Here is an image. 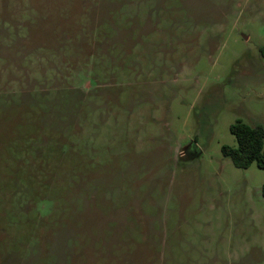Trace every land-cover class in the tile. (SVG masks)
<instances>
[{
	"label": "rangeland",
	"instance_id": "1",
	"mask_svg": "<svg viewBox=\"0 0 264 264\" xmlns=\"http://www.w3.org/2000/svg\"><path fill=\"white\" fill-rule=\"evenodd\" d=\"M264 0H0V264H264Z\"/></svg>",
	"mask_w": 264,
	"mask_h": 264
},
{
	"label": "trees",
	"instance_id": "2",
	"mask_svg": "<svg viewBox=\"0 0 264 264\" xmlns=\"http://www.w3.org/2000/svg\"><path fill=\"white\" fill-rule=\"evenodd\" d=\"M264 57V47L260 49ZM231 133L235 136L238 147H222V153L229 156L235 167L247 169L252 164L264 169V127L250 126L242 121L232 124ZM264 199V185L262 186Z\"/></svg>",
	"mask_w": 264,
	"mask_h": 264
}]
</instances>
